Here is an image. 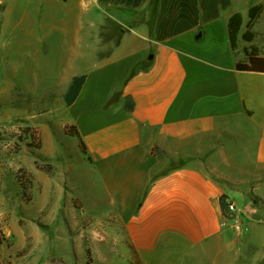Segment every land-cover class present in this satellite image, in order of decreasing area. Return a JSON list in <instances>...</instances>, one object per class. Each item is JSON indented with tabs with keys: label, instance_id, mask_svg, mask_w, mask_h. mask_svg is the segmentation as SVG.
Here are the masks:
<instances>
[{
	"label": "crops",
	"instance_id": "1",
	"mask_svg": "<svg viewBox=\"0 0 264 264\" xmlns=\"http://www.w3.org/2000/svg\"><path fill=\"white\" fill-rule=\"evenodd\" d=\"M39 1L37 10L44 6L65 33L69 65L83 67L59 82L65 121L41 129L42 142L47 129L53 146L69 152L43 154L52 174L33 171L38 215L46 216L32 226L12 215L1 227L3 195L0 227L13 245L0 244V253L17 264L16 231L31 236V250L45 252L51 240L40 225L62 217L81 225L89 217L96 227L78 237L99 241V256L123 253L129 264H264V12L254 41L243 38L250 9L264 0ZM236 13L244 24L234 50ZM240 61L249 68L238 69ZM83 75L69 106L65 95ZM72 126L86 153L78 137L71 141ZM223 198L235 203L237 219L226 217ZM24 204L20 194L14 207ZM239 222L249 231L237 230Z\"/></svg>",
	"mask_w": 264,
	"mask_h": 264
},
{
	"label": "rangeland",
	"instance_id": "2",
	"mask_svg": "<svg viewBox=\"0 0 264 264\" xmlns=\"http://www.w3.org/2000/svg\"><path fill=\"white\" fill-rule=\"evenodd\" d=\"M5 1L6 8L3 11L0 9V199L5 195L7 201L3 208L1 227L12 215L22 218L21 224L33 226L46 216V212L38 215L42 195L35 188L34 192L31 191L34 202H30V193L24 195L25 190L20 186L19 171L25 170L33 175V179V171L52 174L54 167L43 154H49L53 150L63 155L67 152L64 144L57 143L53 146L47 129L42 142L41 129L47 126L48 121L59 126L65 121L64 109H60L61 103L58 102V91L65 86H61L63 84L59 82L68 76L70 69L83 66L69 65V51L64 48L63 43L65 33L54 28L44 6L40 5L42 12L37 10L39 0ZM27 127L37 130L42 143L41 149L29 145L33 142L32 138L23 139L24 141L21 139L20 136H25L23 128ZM75 137L71 141L77 142ZM33 144L36 146L37 143ZM20 194L25 204L22 208H15L14 200ZM78 214L81 217V212ZM61 215L62 210L59 212V216ZM86 219L88 222L84 221L81 225L70 223L63 217L58 219L60 224L50 225L48 229L40 225L42 231H49L51 240L45 252L42 251V246L31 250V236L23 237L21 231H16L14 250L20 249L16 263L129 264L127 255L123 253L99 256L95 247L99 241L91 240L87 233L86 239H79V230L96 227L93 223L89 224V217ZM12 241V237L5 238L4 243L9 248L13 245ZM87 246L91 248V255H88ZM0 261L13 264L10 258L1 253Z\"/></svg>",
	"mask_w": 264,
	"mask_h": 264
},
{
	"label": "trees",
	"instance_id": "3",
	"mask_svg": "<svg viewBox=\"0 0 264 264\" xmlns=\"http://www.w3.org/2000/svg\"><path fill=\"white\" fill-rule=\"evenodd\" d=\"M263 12H264V5L253 6L250 9V11H249L250 20L247 24V32L244 34V37H243L244 40H246L248 42L254 41L255 34H254L252 29H253L254 24L261 17ZM243 24H244V21H243V16L241 13L234 14L230 19L229 35H230L231 45H232V48L234 50H236L238 48L239 34L241 32ZM249 57H250V61L253 62V53L249 54ZM237 67H238V69L249 68L248 66H244L241 61L238 63ZM86 80H87V76H85V75L76 76L73 78L72 84H71L69 90L67 91V93L65 95V99H66L67 104L69 106L72 105L78 99V97L82 91V88L84 87V85L86 83ZM23 132H24L25 136L24 137L20 136L22 140L32 138L33 142L30 143L29 145L31 147H37L38 149L42 148L40 135L38 134V132L35 128H32V127L23 128ZM68 133L71 136H76L79 138L80 147L82 148V151L84 153H86V151H87L86 146H85V143L81 137L79 130L74 126L68 127ZM34 142L37 143L36 146L33 144ZM41 169L44 170V168H42V167H41ZM18 180H19L20 186L23 187V189L25 190L24 195H26L27 193H30L29 200L31 202L32 201L31 191L33 189V181H34L33 175L27 173L25 170H20L19 175H18ZM222 205H223L224 213L226 214L227 204H226L225 198H223V200H222ZM4 241H5L4 234L0 228V244L4 243ZM87 252H88V255H91V249L89 247L87 248Z\"/></svg>",
	"mask_w": 264,
	"mask_h": 264
},
{
	"label": "built area",
	"instance_id": "4",
	"mask_svg": "<svg viewBox=\"0 0 264 264\" xmlns=\"http://www.w3.org/2000/svg\"><path fill=\"white\" fill-rule=\"evenodd\" d=\"M227 204V209H226V217L228 219H237V215H238V209H237V206L235 205V203L233 202H226ZM236 229L239 230V231H249V227L248 226H245L243 224V222H239L237 225H236ZM0 264H4L2 261H0Z\"/></svg>",
	"mask_w": 264,
	"mask_h": 264
}]
</instances>
